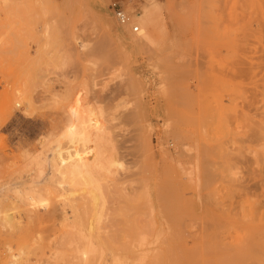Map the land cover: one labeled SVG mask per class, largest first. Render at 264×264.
Instances as JSON below:
<instances>
[{
    "label": "rangeland",
    "instance_id": "374dc122",
    "mask_svg": "<svg viewBox=\"0 0 264 264\" xmlns=\"http://www.w3.org/2000/svg\"><path fill=\"white\" fill-rule=\"evenodd\" d=\"M112 1L0 0V264H264V0Z\"/></svg>",
    "mask_w": 264,
    "mask_h": 264
},
{
    "label": "bare ground",
    "instance_id": "6f19581e",
    "mask_svg": "<svg viewBox=\"0 0 264 264\" xmlns=\"http://www.w3.org/2000/svg\"><path fill=\"white\" fill-rule=\"evenodd\" d=\"M146 3H147V2H146ZM148 5H149L150 8H149V10H147V11L154 10V8H155V2H153V1H149V2H148ZM88 8H89V7H88ZM93 10H94V9H93ZM142 35H143V40L141 41V44H148V42L150 41V38L148 37V35L146 34V32L143 33ZM141 37H142V36H141ZM260 127H262V126H260ZM261 130H262V129H261ZM258 131H259V130H258ZM260 133H261V132H260ZM71 135H72V137H73L75 134L72 133ZM26 157H27V156H26ZM261 158H262V157H261ZM259 160H260V159H259ZM29 166H30V165H29ZM28 170H29V169H28ZM28 174H29V173H28ZM26 176H27V175H26ZM59 185H60V184H59ZM58 187H59V186H58ZM59 188H60V187H59ZM19 195H20V192H18L17 195H16L17 197L14 198V200H15L16 202H15V201H12V198H13V197H11V201H12V202H15V203H17L18 205L21 206L22 203H24V202H23L22 197H21V196L19 197ZM26 198H27V200L29 201V203H27V204L24 203V204H25L28 208H29V207H30V208L33 207V205H34V203H35V197L32 196V195H30L29 197H26ZM8 199H10V198L8 197ZM12 202H11V203H12ZM9 203H10V202H9ZM17 204H16V205H17ZM20 206H19V207H20ZM22 207H23V206H22ZM13 208H14V207H13ZM23 208H25V207H23ZM32 209H33V208H32ZM26 212L29 214V213H31L32 211L29 212V209H27ZM12 213H13V212H12ZM7 214H9V213H7ZM7 214H6V215H7ZM55 214H56V213H55ZM6 215L4 214V216H6ZM9 215H10V216H11V215L13 216V214H9ZM9 215H7V217H8ZM52 215H53V213H52ZM259 215H260V214H259ZM4 216H3V218H2L3 220H4V218H5ZM50 217H51V216H50ZM10 218H11V217H10ZM37 218H38V217H37ZM53 218H54V217H53ZM53 218H52V219H53ZM261 219H262V218H261ZM263 219H264V218H263ZM11 220H12V218L9 219L8 221H6V220H4V221L7 222V224H8L9 221H11ZM2 222H3V221H2ZM5 222H3V223L5 224ZM7 224H5V225H7ZM17 224H18V223H17ZM161 230H163V229H161ZM183 231H184V230H183ZM162 232H163V231H162ZM200 232H201V231H200ZM174 233H175V231H174ZM174 233H173V234H174ZM163 234H164V233H163ZM187 234H188V233H187ZM187 234H186V235H187ZM189 234H190V233H189ZM189 234H188V235H189ZM174 235H175V234H174ZM188 235H187V236H188ZM202 235H204V234H202ZM205 235H206V234H205ZM218 235H219V234H218ZM11 236H13V235H11ZM206 236H207V235H206ZM206 236H205V238H206ZM262 236H263V235H262ZM172 237H173V236H172ZM174 237H176V236H174ZM184 237H185V236H184ZM189 237H190V236H189ZM210 237H211V236H210ZM213 237H214V236H213ZM216 237H217V236H216ZM174 239H175V238H174ZM81 240H82V239H81ZM180 240H181V239H180ZM211 240H212V239H211ZM234 240H235V239H234ZM162 241H163V240H162ZM176 241H177V240H176ZM205 241H206V240H205ZM198 242H199V241H198ZM160 243H161V242H160ZM129 245H130V244H129ZM218 246H219V245H218ZM152 247H153V245H152ZM155 247H156V246H155ZM216 247H217V245H216ZM221 247H222V246H221ZM249 247H250V246H249ZM217 248H218V247H217ZM219 248H220V247H219ZM261 248H262V247H261ZM167 249H168V248H167ZM184 249H185V248H184ZM224 249H225V248H224ZM224 249H222V250H224ZM249 249H250V248H249ZM256 249L259 250L258 248H256ZM191 250H192V249H191ZM203 250H204V249H203ZM210 250H211V249H210ZM254 250H255V249H254ZM254 250H253V251H254ZM249 251H250V250H249ZM255 251H256V250H255ZM259 251H260V250H259ZM197 252H198V250H197ZM205 253H206V252H205ZM255 253H256V252H255ZM171 254H172V253H171ZM189 254H190V253H189ZM261 254H263V253H261ZM259 255H260V254H259ZM31 257H32V256H31ZM152 257H153V256H152ZM159 257H160V255H159ZM171 257H172V256H171ZM142 258H143V257H142ZM160 258H162V257H160ZM220 258H222V257H219V259H220ZM168 259H169V258H168ZM172 259H173V257H172ZM216 259H217V258H216ZM151 260H152V259H151ZM153 261H154V260H153ZM164 262H165V261H164ZM166 263H167V262H166ZM171 263H172V262H169V264H171ZM175 263H176V262H175ZM175 263H173V264H175ZM94 264H95V262H94ZM153 264H154V262H153ZM207 264H208V263H207Z\"/></svg>",
    "mask_w": 264,
    "mask_h": 264
},
{
    "label": "built area",
    "instance_id": "2783aa9c",
    "mask_svg": "<svg viewBox=\"0 0 264 264\" xmlns=\"http://www.w3.org/2000/svg\"><path fill=\"white\" fill-rule=\"evenodd\" d=\"M109 10L112 17L119 25L130 27L131 31L135 34H138L140 32V27L136 25L133 21V18L126 13L121 2L116 0L112 1L109 6Z\"/></svg>",
    "mask_w": 264,
    "mask_h": 264
}]
</instances>
